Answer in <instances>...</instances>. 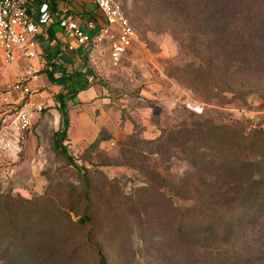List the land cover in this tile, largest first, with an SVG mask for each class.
Here are the masks:
<instances>
[{
	"label": "rangeland",
	"instance_id": "1",
	"mask_svg": "<svg viewBox=\"0 0 264 264\" xmlns=\"http://www.w3.org/2000/svg\"><path fill=\"white\" fill-rule=\"evenodd\" d=\"M122 1L138 32L133 46L118 61L109 42L85 58L74 53L76 68L98 80L68 100L64 144L79 168L54 141L63 83L42 73L32 126L19 134L21 97L10 85L22 67L0 56V133L10 143L0 150V264H98L99 254L107 264H237L238 254L242 264H264V233L245 211L250 223L236 232L249 243L242 252L177 233L194 205L177 195L180 180L208 168L223 180L222 163L194 147L244 146L237 121L264 131V0ZM69 3L77 16H100L90 0ZM257 144L264 151V140ZM84 215L90 222L79 221Z\"/></svg>",
	"mask_w": 264,
	"mask_h": 264
},
{
	"label": "trees",
	"instance_id": "2",
	"mask_svg": "<svg viewBox=\"0 0 264 264\" xmlns=\"http://www.w3.org/2000/svg\"><path fill=\"white\" fill-rule=\"evenodd\" d=\"M65 1V4H67L68 0ZM121 3L126 13L122 0ZM141 6L140 1L135 0V7ZM89 11L80 14V16L82 18L85 17L89 14ZM54 33L55 28L51 34L54 35ZM61 51L62 48H58L55 52L56 56ZM44 52L48 53V63L43 73L46 74L51 82L55 84L63 83L62 89L55 94V99L59 103L58 109L61 118L59 128L54 133V141L57 144L59 153L63 154L72 164L79 168V165L75 162L74 157L68 153L64 144L68 140V130L71 125L68 100L78 95L81 91L88 90L98 80L96 76L94 82L91 83L86 79V74L92 72L86 71V66L75 70H66L59 76L55 75L54 71L49 68L52 64L54 52L50 48H45ZM229 126L231 127V125ZM233 126L244 131L242 136V140L246 141L244 146H240L238 143L236 148L227 152L222 151V153H218L213 146H207L206 149L203 146L194 147V153L200 155L205 161L210 162L217 159L222 163L219 166V170L223 180L219 179L218 175L212 172L210 168L194 170L189 172L186 178L180 180L179 184L181 186L177 191V195L184 200H194V205L183 209L180 214V224L177 233L183 234L184 231L191 230L190 235L195 244L206 240L210 242L207 247L211 248V250L227 246L242 252L243 246H249V243L238 239L236 232L239 228L250 223V220L245 218L244 215H254L258 220L256 224H250V226L256 227V235L258 237L261 236L259 233H264V216H262L264 214V151L259 144L256 145L257 142L260 143L261 140H264V131L257 128H244L240 121H237ZM234 143H237V136L235 135L229 140L231 146ZM238 169L242 171L241 176L228 174ZM208 186L215 187L209 190ZM242 190H246L243 196L240 194ZM205 191L208 192L203 194ZM203 196H205L204 200L202 199ZM201 205H204L205 209L201 208L199 210L201 214L200 220L187 225L186 220L190 211L194 207L198 208ZM238 211H245V214L242 216ZM255 213H259V218ZM79 221L88 223L90 222V217L84 215ZM258 225L262 227V231H260L261 228H257ZM234 260L237 261V264L245 262L240 254L236 255ZM98 264H107L106 258L101 254H99Z\"/></svg>",
	"mask_w": 264,
	"mask_h": 264
},
{
	"label": "built area",
	"instance_id": "3",
	"mask_svg": "<svg viewBox=\"0 0 264 264\" xmlns=\"http://www.w3.org/2000/svg\"><path fill=\"white\" fill-rule=\"evenodd\" d=\"M100 20L95 16H77L67 6H57L56 0H0V56L12 64H20V78L10 85V93L21 97L22 105L15 114L14 129L19 134L32 126L35 97L43 86L41 76L48 63L45 48L54 52L50 70L59 76L65 71L61 54L85 49V54L97 52L106 42L111 45V57L118 61L138 40V32L126 15L121 0H92ZM54 35L51 34L55 27ZM61 53L56 56V50ZM44 74V73H43ZM91 83L92 72L86 74ZM41 108V107H39ZM10 145L0 133V150Z\"/></svg>",
	"mask_w": 264,
	"mask_h": 264
},
{
	"label": "crops",
	"instance_id": "4",
	"mask_svg": "<svg viewBox=\"0 0 264 264\" xmlns=\"http://www.w3.org/2000/svg\"><path fill=\"white\" fill-rule=\"evenodd\" d=\"M90 1L92 2V0H90ZM56 3H57V6H59V7L68 5V4H65L66 1L63 2L61 0H56ZM71 5H72V3H69V5L67 7L71 9V7H72ZM94 12H97L96 9L94 10ZM88 16H91V15L89 14ZM96 18H98L100 20V16H98ZM55 29L58 30V27L56 26ZM75 52H77L78 55L83 56L84 58L88 54V53L85 54V49L84 48H79V50L73 51V52H68V51L67 52H63L61 54V60L63 61L65 71L66 70L69 71V70H72V69H79V68H76L77 64H78V61L75 59V54H74Z\"/></svg>",
	"mask_w": 264,
	"mask_h": 264
}]
</instances>
